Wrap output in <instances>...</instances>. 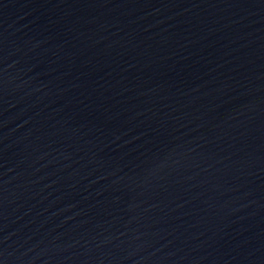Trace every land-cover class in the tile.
I'll return each instance as SVG.
<instances>
[{"label":"water","instance_id":"95a60500","mask_svg":"<svg viewBox=\"0 0 264 264\" xmlns=\"http://www.w3.org/2000/svg\"><path fill=\"white\" fill-rule=\"evenodd\" d=\"M0 264H264V0H0Z\"/></svg>","mask_w":264,"mask_h":264}]
</instances>
